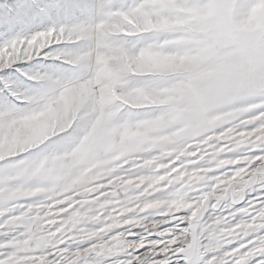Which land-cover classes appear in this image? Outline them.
<instances>
[{"label": "snow or ice", "instance_id": "6c2138e0", "mask_svg": "<svg viewBox=\"0 0 264 264\" xmlns=\"http://www.w3.org/2000/svg\"><path fill=\"white\" fill-rule=\"evenodd\" d=\"M0 264H264V0H0Z\"/></svg>", "mask_w": 264, "mask_h": 264}]
</instances>
